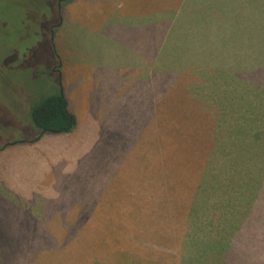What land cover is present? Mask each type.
<instances>
[{
    "label": "rangeland",
    "instance_id": "rangeland-1",
    "mask_svg": "<svg viewBox=\"0 0 264 264\" xmlns=\"http://www.w3.org/2000/svg\"><path fill=\"white\" fill-rule=\"evenodd\" d=\"M57 2L0 0V230L8 238L0 240V264H132V258L133 264H183L184 243L175 252L150 250L149 256L140 243L147 241L150 223L163 237L165 216L172 226V215L199 208L203 191L204 199L215 188L220 200L224 182L205 179L204 172L210 175L214 152L228 159L229 150L215 145L210 153L204 117L184 106L185 88L178 81L200 79L196 68H184L190 60L182 64L166 53L163 72L148 74L152 69L108 63L118 49L132 59L146 58L118 48L112 38L111 48L105 44L107 27L117 25L120 14L129 23L180 6L177 22L186 20L180 43L166 48L197 56L202 49L194 45L195 4L203 12L210 0H73L49 13L47 6L57 9ZM57 14L63 23L54 48L48 34ZM158 31L152 34L159 37ZM156 43L149 67L163 58ZM56 91L68 98L73 132L91 123L100 133L79 155L78 135L67 144L62 139L68 134L58 133L30 142L40 131L29 125L25 106ZM204 264L225 263L206 258Z\"/></svg>",
    "mask_w": 264,
    "mask_h": 264
},
{
    "label": "trees",
    "instance_id": "trees-1",
    "mask_svg": "<svg viewBox=\"0 0 264 264\" xmlns=\"http://www.w3.org/2000/svg\"><path fill=\"white\" fill-rule=\"evenodd\" d=\"M244 2L218 0L215 7L219 6L230 14L244 13ZM227 21L228 18L218 20L223 26ZM233 24L230 35L224 37L223 33L219 39L218 54L207 53V57L199 60L198 66L204 83L195 80L194 83L186 84L182 77L178 86L185 88L184 106L188 107L189 114L204 117L202 126L208 134L205 141L210 142V153L215 150V145L219 146L224 142V139L218 138L222 135V130L229 126V132L225 134L226 143L231 146L228 152L229 172L230 168H233L232 176L239 174L240 179L236 183L232 181L234 186L231 184V188L226 189L233 197L222 201L221 205L214 199L216 193L213 188L212 194L200 203L199 208L193 209L191 205L190 210H184V215H172V226L165 216L163 237L157 236L158 230L150 223L148 239L143 244L140 243L143 248L141 252L147 251L148 256L150 250L157 253L175 252V249L184 243L183 264H204L205 259L211 255L223 259L225 264H264V0H248V28L236 22ZM175 38L174 44H179V38ZM179 49L181 48H174L177 51ZM180 53L171 54L179 63L188 56L187 53ZM164 56L165 54L163 58H159L158 64L148 74L155 75L158 70L163 72L160 67ZM197 57L199 55L196 56L195 62ZM192 58L195 56L188 57ZM202 63L205 67L217 65V69L201 68ZM214 77H218V84L212 89L213 97L219 98L216 114L200 102V93L210 98V83ZM193 90L198 92V95L193 96ZM30 113L33 125L40 131L30 142L39 140L45 133H72L76 126L75 115L69 108L64 91H56L34 101ZM89 124L91 123H86V130H82L86 147L99 138L96 134H100L97 129L94 132L93 128H89ZM229 187L227 185L220 190L225 191V188ZM198 188L199 184L194 195ZM184 200H179L182 205ZM218 210L219 219L214 220V213ZM48 214L46 213V216ZM188 223L190 225L187 226ZM186 227L189 228L188 232ZM167 229L169 231L165 232ZM0 232V240L8 239L6 233L1 230ZM133 261L135 262L134 258L132 264Z\"/></svg>",
    "mask_w": 264,
    "mask_h": 264
},
{
    "label": "crops",
    "instance_id": "crops-1",
    "mask_svg": "<svg viewBox=\"0 0 264 264\" xmlns=\"http://www.w3.org/2000/svg\"><path fill=\"white\" fill-rule=\"evenodd\" d=\"M184 1H188V0H184ZM215 4V0H210L209 2V6H213ZM240 4V2H239ZM180 5H182V1L180 3ZM234 5V4H233ZM195 14H199L196 16V23H195V27L197 29V37L199 39V43L197 41L194 42L195 47H199V45L201 46V52L198 53L199 57H197V61L196 60V55L194 52L192 51H188L187 54L188 56L184 58V60L181 61V63H183V61L185 62L186 59H188V57L190 55H194L195 58L192 59H188L190 60V64L187 65L188 69H194L196 68L197 70L195 71V74L197 77H199V80L196 81H200V83H204L203 79L201 78V72H200V68L198 66V63L200 62L199 60L202 57H207V53H213L214 55L218 54V50L220 48V44H219V39L221 38V36L224 33V37H228L230 35L229 32L231 31V28L234 27L233 22L237 23L238 25L248 28V13L244 12V13H236V14H230V12H225V10L223 11V9H221L219 6L218 7H214L215 8H205V10L203 12H201V8L198 7V4H195ZM180 6L177 9V11L175 12H168L166 14H158L155 15L156 19L154 17H146V18H141L138 20H132L130 19V22L128 23V20L126 18L123 17L122 14H120V17H117V21L118 24L117 25H108V31L110 33V38H107L108 41L110 42L109 45L108 43L105 44V47L111 48V38L114 39V41H116L118 43V48H132V50H135L140 56L142 55L144 58L146 59H132L131 55H125L124 52H122L120 49H118L117 52H120L116 57L111 56L110 54L107 56L108 57V63H111L112 60L114 61H118V63L120 65L123 66H129L131 68L137 69V68H150L153 70V66L149 67L148 65V60L149 59V52H151L152 56H153V49L154 48V44L156 43L158 46L156 48H158L157 52H161L163 54L168 53V55L171 56V54H175V52L171 49V48H166V46L168 44H174L173 39H176L175 36L177 38H180V32H181V27L183 23H186V20H179L177 22V17L180 15ZM231 8V7H230ZM233 15H235V17H232ZM228 18L229 21L225 22V25L223 26L222 24H220L218 22L219 19H226ZM229 23V25H228ZM106 24V23H104ZM103 23L100 24V26L97 28V30L99 31L100 34L103 33ZM160 30L158 32L159 33V37H156L154 33V30ZM226 32V33H225ZM149 34H151V38L149 39ZM141 35V37L139 38V40L137 42H133L132 39H135L136 36ZM104 41H106V38H104ZM193 45V44H192ZM162 46V48H160ZM115 48V47H112ZM204 52V53H203ZM180 54H184L183 52H181ZM185 55V54H184ZM151 57V56H150ZM160 58V57H159ZM158 58V61H159ZM157 61V64H158ZM206 62V61H205ZM204 62V63H205ZM203 64V66H200L201 68H206L209 67V69H213L216 68V66H210L207 65L205 67V65ZM146 66V67H145ZM155 67V65H154ZM217 69V68H216ZM195 81V82H196ZM218 84V77H214L213 81L210 83L211 89H210V98L208 99L206 96H204L203 94L200 93V95H202V98L204 100H207L209 102H205L204 100H202V98L200 97V100L206 104V107L211 108V112L213 114H216V111H218V101L219 98L217 97H213V92L212 89L215 88V86ZM216 94L218 95V93L216 92ZM84 128L81 127V129L79 130V133H83L82 130ZM229 126H227L224 130H222V135H220V138H218V140L224 139L223 143L221 144L222 147L221 148H225L227 150H229V148L231 147L230 145H228V143H226V136L225 134L229 132ZM79 133H69L67 135L66 138L61 137L62 141H64L66 144L67 143H72L75 141L77 135V147H76V151H75V155H79L81 154L84 150H86V143H85V137ZM64 135V134H62ZM46 137V136H44ZM60 139V140H61ZM219 145V146H221ZM83 156H85L83 154ZM82 156V157H83ZM221 155L218 151L213 153V156L211 159H209V164L211 165V173L210 175L207 177L205 176V179L207 178H211L213 180H217V181H222L224 182V186L229 185L230 187L228 189L231 188V184L234 186V183L239 181V174H236L235 176L233 174V168H230V172H229V160L227 158H220ZM44 164V163H43ZM226 164V166L224 165ZM230 165H232V162L230 160ZM237 177V178H236ZM234 183H233V182ZM203 188V187H202ZM14 193V192H13ZM203 193L202 192L200 198L201 201L200 203H202V200L205 201L207 196L204 197L203 199ZM216 193V192H215ZM217 194L220 196V200L219 199H215L217 204L221 205L222 201H227L229 199H232V197L230 196V192L229 190L224 191L220 190L219 192H217ZM201 206V205H200ZM201 219V217H200ZM219 219V210L217 213H214V220H218ZM199 221V220H198ZM215 238V236H214ZM208 259H214L216 261H220V262H224L223 259L215 256V255H211L210 257H207ZM206 260V259H205Z\"/></svg>",
    "mask_w": 264,
    "mask_h": 264
},
{
    "label": "flooded vegetation",
    "instance_id": "flooded-vegetation-1",
    "mask_svg": "<svg viewBox=\"0 0 264 264\" xmlns=\"http://www.w3.org/2000/svg\"><path fill=\"white\" fill-rule=\"evenodd\" d=\"M70 1H73V0H58V2H57V9H56V7L54 8V9H52V7H50V6H47V8L49 9V13L51 12V14L52 13H57L56 12V10H61V7H62V4L63 3H68V2H70ZM57 18H58V21L56 22V23H52L51 25H50V33L48 34V37H49V39H51V41H52V43H53V46H54V48H56V44H54V42L53 41H55V38H56V30L58 29V30H60V27H61V25H62V23H63V19H62V17L61 16H59V14H57ZM61 20H62V23H61ZM59 66H55V71H58V68ZM40 99V98H39ZM38 99V100H39ZM30 100V103H29V105L27 104L25 107H26V112L28 113V118H27V120L30 122V124L29 125H32L33 124V122H32V117H31V113H30V108H31V104L35 101V100H33L32 98H30L29 99ZM25 142V141H24ZM1 148V147H0Z\"/></svg>",
    "mask_w": 264,
    "mask_h": 264
}]
</instances>
